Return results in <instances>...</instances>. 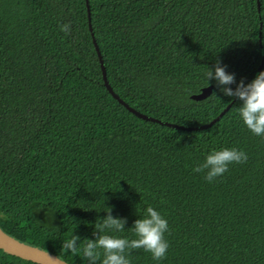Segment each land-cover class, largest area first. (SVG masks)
I'll list each match as a JSON object with an SVG mask.
<instances>
[{
    "label": "trees",
    "instance_id": "obj_1",
    "mask_svg": "<svg viewBox=\"0 0 264 264\" xmlns=\"http://www.w3.org/2000/svg\"><path fill=\"white\" fill-rule=\"evenodd\" d=\"M88 1L90 15L87 0H0L2 228L87 264L61 244L73 232L95 239L104 202L125 229L152 206L169 225L159 264H264V137L238 120L240 102L202 130L141 119L105 86L95 45L130 107L206 125L234 98L214 81L207 86L204 66L219 59L237 82L254 79L264 59V0L260 8L258 0ZM210 86V96L192 99ZM221 147L243 149L248 159L213 182L192 171ZM130 260L157 264L142 248ZM0 264L36 263L0 250Z\"/></svg>",
    "mask_w": 264,
    "mask_h": 264
},
{
    "label": "clouds",
    "instance_id": "obj_2",
    "mask_svg": "<svg viewBox=\"0 0 264 264\" xmlns=\"http://www.w3.org/2000/svg\"><path fill=\"white\" fill-rule=\"evenodd\" d=\"M61 27L62 30H67L68 25ZM226 67L219 59L212 67L204 66L203 78L207 86L210 81H214L223 96L238 100V120L251 134L264 137V71H260L254 79L245 83L244 79L237 82L235 73L228 72ZM232 85L235 87H231ZM212 96L220 100L215 93ZM247 159V153L243 149L221 147L206 153L203 161L192 171L203 172L204 179L213 182L228 171L229 165L241 164ZM103 208L106 209L102 211L105 216L98 217L92 225L95 239L81 240L73 232L70 238L62 241L61 246L66 252H80L87 264H97L98 261L99 264H131L130 250L141 248L150 253L157 264L166 258L169 242L165 235L169 231V225L156 208L145 207L142 217L136 219L128 229H125V218L114 217L112 208L105 206V202ZM126 231H131L135 238L129 239L120 235Z\"/></svg>",
    "mask_w": 264,
    "mask_h": 264
},
{
    "label": "water",
    "instance_id": "obj_3",
    "mask_svg": "<svg viewBox=\"0 0 264 264\" xmlns=\"http://www.w3.org/2000/svg\"><path fill=\"white\" fill-rule=\"evenodd\" d=\"M88 2L89 1L87 0V7L89 10V15H90V7H89ZM258 7L259 8L261 7L260 0H258ZM90 21H91V19H90ZM90 28H91L93 36H94V31H93L92 25H90ZM95 45H96V49H97L98 54H99L100 59H101V67H102V71H103V75H104L105 86L107 87L109 92L113 95V97L117 101H119L129 111H131L132 113H134L137 117H139L141 119L148 120V121L155 122V123H159L163 126H168V127L180 129V130H186V131L202 130V129L210 128L212 125H214L216 122H218L225 115V113L229 111V109L232 107V105L237 101L236 99H234V101L230 105H228V107L216 119H214L209 124L197 126V127L181 126V125L173 124V123H170L167 121H162V120H159V119H156L153 117H149L147 115H144V114L136 111L134 108L130 107L127 103H125L120 98L119 95H117L114 92L113 88L111 87V85L107 79L106 67L104 65V61H103V58L100 54V50H99V47H98L96 41H95ZM263 66H264V59L262 61V64L260 65L256 75L260 71H262ZM212 89H213L212 86L204 88L200 94L192 96V99L198 100V101L203 100V99L207 98L208 96H210V94L212 93ZM0 250H2L3 252H5L8 255L23 259L25 261L33 262L36 264H69L68 262L63 260L61 257L57 256L56 254H54L48 250L43 249L42 247L36 246L34 244H31V243H28L25 241H22L16 237L12 236L8 232H6L2 228L1 225H0Z\"/></svg>",
    "mask_w": 264,
    "mask_h": 264
}]
</instances>
